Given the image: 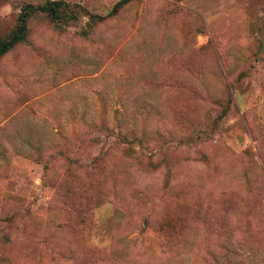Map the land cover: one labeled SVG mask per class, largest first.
Here are the masks:
<instances>
[{
    "label": "rangeland",
    "instance_id": "obj_1",
    "mask_svg": "<svg viewBox=\"0 0 264 264\" xmlns=\"http://www.w3.org/2000/svg\"><path fill=\"white\" fill-rule=\"evenodd\" d=\"M62 1L0 57V264H264V0Z\"/></svg>",
    "mask_w": 264,
    "mask_h": 264
},
{
    "label": "trees",
    "instance_id": "obj_2",
    "mask_svg": "<svg viewBox=\"0 0 264 264\" xmlns=\"http://www.w3.org/2000/svg\"><path fill=\"white\" fill-rule=\"evenodd\" d=\"M133 0H120L118 1L110 14H117L124 5L131 3ZM71 4L62 0H46L45 2L34 5L28 3L22 7V10L18 17V22L11 32L6 37H0V57L12 50L17 44L25 41L29 34L28 22L30 18L37 12H43L50 19L56 23L62 22L64 18H68ZM73 11V9H71ZM99 17V16H98ZM106 16H100L101 19H105ZM83 194L86 190H82ZM86 195V193H85Z\"/></svg>",
    "mask_w": 264,
    "mask_h": 264
}]
</instances>
